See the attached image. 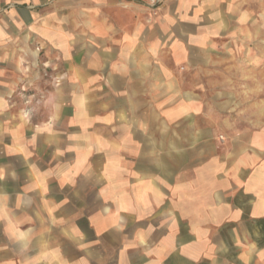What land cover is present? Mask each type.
Masks as SVG:
<instances>
[{"label":"crops","instance_id":"obj_1","mask_svg":"<svg viewBox=\"0 0 264 264\" xmlns=\"http://www.w3.org/2000/svg\"><path fill=\"white\" fill-rule=\"evenodd\" d=\"M151 2L0 0V264H264V106L199 86L264 0Z\"/></svg>","mask_w":264,"mask_h":264},{"label":"rangeland","instance_id":"obj_2","mask_svg":"<svg viewBox=\"0 0 264 264\" xmlns=\"http://www.w3.org/2000/svg\"><path fill=\"white\" fill-rule=\"evenodd\" d=\"M155 7L159 0H151ZM264 8V3L262 4ZM251 5L255 18L250 21L248 36H235L230 41L234 47L226 53L227 62L223 67L212 69V73L203 76L202 102L207 110L217 111L238 124L246 125L247 110L254 106H264V17L262 9ZM260 13V14H259ZM259 14V17H258ZM229 42V41H228ZM227 82V83H226ZM228 89L230 99H225L221 91ZM220 93L218 98L213 94ZM215 139L223 141V132H217Z\"/></svg>","mask_w":264,"mask_h":264}]
</instances>
